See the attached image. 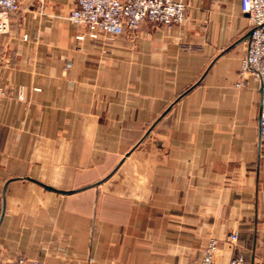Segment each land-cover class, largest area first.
Masks as SVG:
<instances>
[{
	"label": "crops",
	"instance_id": "1",
	"mask_svg": "<svg viewBox=\"0 0 264 264\" xmlns=\"http://www.w3.org/2000/svg\"><path fill=\"white\" fill-rule=\"evenodd\" d=\"M76 35V0H19L0 35V264H264L260 87L241 0ZM237 231L235 243L228 234Z\"/></svg>",
	"mask_w": 264,
	"mask_h": 264
},
{
	"label": "built area",
	"instance_id": "2",
	"mask_svg": "<svg viewBox=\"0 0 264 264\" xmlns=\"http://www.w3.org/2000/svg\"><path fill=\"white\" fill-rule=\"evenodd\" d=\"M18 9L19 0H0V35L8 31L11 14ZM241 11L246 16L250 34L237 86L243 84L248 74L253 75L259 83V135L264 146V0H241ZM67 17L74 24L86 29L85 33L76 35L77 39H83L85 35L98 38L99 34H103L107 40H113L126 30L135 31L144 21L168 26L181 24L186 20L185 3L182 0H76ZM237 237V231L227 236L231 243H235ZM216 249L217 240L210 238L203 249V256L193 264H218L213 260ZM5 264L45 263L19 257ZM228 264H245L243 255L235 254Z\"/></svg>",
	"mask_w": 264,
	"mask_h": 264
},
{
	"label": "water",
	"instance_id": "3",
	"mask_svg": "<svg viewBox=\"0 0 264 264\" xmlns=\"http://www.w3.org/2000/svg\"><path fill=\"white\" fill-rule=\"evenodd\" d=\"M249 34H250V31H248V32H247V35H246V36L248 37V36H249Z\"/></svg>",
	"mask_w": 264,
	"mask_h": 264
}]
</instances>
